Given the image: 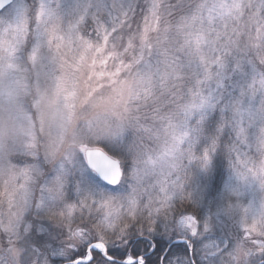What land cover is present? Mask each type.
Masks as SVG:
<instances>
[{"label":"clouds","instance_id":"clouds-1","mask_svg":"<svg viewBox=\"0 0 264 264\" xmlns=\"http://www.w3.org/2000/svg\"><path fill=\"white\" fill-rule=\"evenodd\" d=\"M16 7L0 10V264H77L78 231L132 229L186 245L166 264H264L257 0H149L135 25L131 5L114 6L105 51L121 53L120 69L99 81L88 77L95 46L75 66L93 39L84 23L106 11L98 0H37L14 20ZM82 145L103 148L118 176L91 169ZM217 161L213 190L200 181Z\"/></svg>","mask_w":264,"mask_h":264},{"label":"rangeland","instance_id":"rangeland-1","mask_svg":"<svg viewBox=\"0 0 264 264\" xmlns=\"http://www.w3.org/2000/svg\"><path fill=\"white\" fill-rule=\"evenodd\" d=\"M47 2V0H46ZM53 6L57 3V0H51ZM74 0H59V3L62 6H67L68 3H72ZM99 4H102L106 11L98 16L99 23H95L93 20L88 19L86 23H84V29L85 32L88 33L93 39H89L88 35H85L82 37L83 39V45L80 52V56L77 59L76 65L79 66L80 63L83 62L84 59H87V50L95 46V52L92 55L90 59H87V65H88V77H94L97 81L102 80L104 76H111L112 72L119 71L120 69V62H116V67L111 68V64L113 62V59L120 55L121 53L115 50L112 51H105V47H111L109 41L110 37L112 35H115L119 29H114L113 25L116 19L119 17V13H117L114 10V6H119L120 8H128L129 5H131V12H132V23L135 25L138 21H140L143 16L144 12L146 10L147 4L149 0H98ZM37 3V0H13L7 7H9L12 4H16V12L13 19H18L19 16L24 14L26 6L35 5ZM257 3L259 5V9L261 14H264V0H257ZM6 8V7H5ZM99 33V43L96 42L97 34ZM37 36L33 35L31 37V43H35L37 40ZM31 45L29 44V47ZM97 56L100 58L97 59ZM70 62V61H69ZM105 65H109V68H105ZM60 86L63 87V82L60 83ZM70 96L71 93H68ZM82 150L84 151L86 148H101L99 146H92L88 147L86 145H82ZM103 149V148H101ZM104 150V149H103ZM218 172V184H214V178H210V181H204L203 179L200 181L201 184L203 183H209L210 187L214 190L215 187H218L222 181H223V165L220 161L216 162V170L215 174ZM180 207V202L177 201V208ZM67 212L71 213V209H67ZM182 228L188 229L191 232L197 231L199 225L197 223V220L190 215H185L182 218ZM162 230V229H161ZM78 235L80 236L82 243L78 247V249L74 252L75 257H80L79 260H87L89 258V254L87 253V248L90 247V251L94 252L98 256H101L102 247L105 246L110 240L117 241L118 239H122L123 244L126 245L128 242L133 240L135 237H132V233L125 234L121 236L120 238H116L115 236H111L108 238L97 236L95 233H92L89 235L87 232H79ZM140 236V235H138ZM129 237H132L129 239ZM175 240V238H172ZM171 240V239H169ZM102 244V245H101ZM148 247V246H147ZM125 254L123 255L124 261H130L133 259L132 255H129V253H126V251H122ZM111 257V256H108ZM134 264H141V263H134Z\"/></svg>","mask_w":264,"mask_h":264},{"label":"trees","instance_id":"trees-1","mask_svg":"<svg viewBox=\"0 0 264 264\" xmlns=\"http://www.w3.org/2000/svg\"><path fill=\"white\" fill-rule=\"evenodd\" d=\"M218 172L215 174L214 184H218ZM158 231H161V229H158ZM130 233H132V237H135L134 239L132 237H129V239H133L130 242H128L126 245H122L123 241L122 239H118L117 241L110 240L106 245V252L109 256L116 260H123V253L122 251H126V253H129V255H132L133 258L137 256H142V264H159L160 257L163 254L165 264L168 260V257L171 256L173 253L176 252H186L187 247L183 242H177L170 245L168 248V245L170 242H172L174 239L165 241L163 237L154 234L149 233L147 230H137L132 229L130 230ZM140 235V236H138ZM148 246V247H147ZM166 247L168 248V251H165ZM81 264H120L118 262L109 261L106 260L103 255L101 256L95 254L92 252V259L86 263Z\"/></svg>","mask_w":264,"mask_h":264},{"label":"water","instance_id":"water-1","mask_svg":"<svg viewBox=\"0 0 264 264\" xmlns=\"http://www.w3.org/2000/svg\"><path fill=\"white\" fill-rule=\"evenodd\" d=\"M13 0H0V10L7 7ZM85 158L90 165L91 169L95 170L101 176L107 177L108 179H115L118 176V169L116 167V162L112 160L103 149L101 148H86L84 150ZM182 242L179 240H173L168 245V248L173 243ZM102 245V244H101ZM102 247V255L105 259L109 261L118 262L120 264H132V263H141L142 257L139 256L134 260L124 261V260H116L110 258L106 254V250L104 246ZM87 253L89 254V258L87 260H78L77 264L88 262L91 258L90 247L87 248Z\"/></svg>","mask_w":264,"mask_h":264},{"label":"bare ground","instance_id":"bare-ground-1","mask_svg":"<svg viewBox=\"0 0 264 264\" xmlns=\"http://www.w3.org/2000/svg\"><path fill=\"white\" fill-rule=\"evenodd\" d=\"M106 254H107V252H106ZM108 255V254H107ZM137 257H139V256H137ZM137 257H135V258H137ZM135 258H133V259H131V260H134Z\"/></svg>","mask_w":264,"mask_h":264},{"label":"flooded vegetation","instance_id":"flooded-vegetation-1","mask_svg":"<svg viewBox=\"0 0 264 264\" xmlns=\"http://www.w3.org/2000/svg\"><path fill=\"white\" fill-rule=\"evenodd\" d=\"M91 259H92V251H91Z\"/></svg>","mask_w":264,"mask_h":264}]
</instances>
